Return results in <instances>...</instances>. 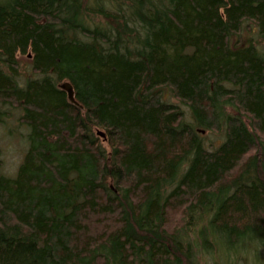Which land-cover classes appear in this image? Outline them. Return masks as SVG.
<instances>
[{
    "label": "trees",
    "instance_id": "obj_1",
    "mask_svg": "<svg viewBox=\"0 0 264 264\" xmlns=\"http://www.w3.org/2000/svg\"><path fill=\"white\" fill-rule=\"evenodd\" d=\"M0 126V264L264 258V0H0Z\"/></svg>",
    "mask_w": 264,
    "mask_h": 264
},
{
    "label": "rangeland",
    "instance_id": "obj_2",
    "mask_svg": "<svg viewBox=\"0 0 264 264\" xmlns=\"http://www.w3.org/2000/svg\"><path fill=\"white\" fill-rule=\"evenodd\" d=\"M18 61L20 62V77L24 78L25 76H28L29 74H32L30 70V55L28 53L25 54H16ZM175 101V99H173ZM15 118V117H14ZM9 119V122L11 127H16V119ZM8 133L11 134L7 129H5ZM3 127L0 126V147L2 150V158L4 160V170L8 173H11L16 168V165L18 161L20 160L24 143L21 139L22 136H10L7 132H5ZM7 133V134H6ZM23 138V137H22ZM249 259V256L245 260V264H250L247 260ZM247 261V262H246ZM236 264H243V262H240V259L235 261ZM258 264H264V258H261V260L258 262Z\"/></svg>",
    "mask_w": 264,
    "mask_h": 264
},
{
    "label": "water",
    "instance_id": "obj_3",
    "mask_svg": "<svg viewBox=\"0 0 264 264\" xmlns=\"http://www.w3.org/2000/svg\"><path fill=\"white\" fill-rule=\"evenodd\" d=\"M62 86L65 87V88L67 89V91H68V96H69L70 99H72V97H73V90H72V87L69 86V85H67V84H63ZM98 134H100V135H104V133H103L102 131H100V130H98Z\"/></svg>",
    "mask_w": 264,
    "mask_h": 264
}]
</instances>
